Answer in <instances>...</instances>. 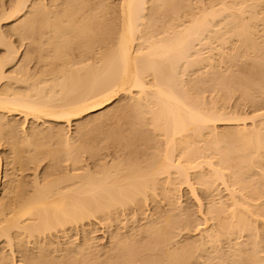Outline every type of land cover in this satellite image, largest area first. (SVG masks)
<instances>
[{
	"label": "bare ground",
	"instance_id": "bare-ground-1",
	"mask_svg": "<svg viewBox=\"0 0 264 264\" xmlns=\"http://www.w3.org/2000/svg\"><path fill=\"white\" fill-rule=\"evenodd\" d=\"M0 8L5 158L49 159L31 188L6 175L2 196L0 151V241L26 252L23 264H264V0ZM193 181L228 198L208 208L211 226L181 238L196 219L176 200ZM160 196L170 209L125 224L103 250L90 233L68 248L45 238L36 254L23 242L96 216L139 223ZM13 260L0 250V264Z\"/></svg>",
	"mask_w": 264,
	"mask_h": 264
},
{
	"label": "rangeland",
	"instance_id": "rangeland-1",
	"mask_svg": "<svg viewBox=\"0 0 264 264\" xmlns=\"http://www.w3.org/2000/svg\"><path fill=\"white\" fill-rule=\"evenodd\" d=\"M119 2V0H111ZM11 4V0H0V5H9ZM1 10V8H0ZM9 25L4 24L3 28L7 30ZM10 40L14 43L16 48L18 49L19 53L21 54L24 52L26 48V43L21 42L18 37L11 36ZM5 52L2 50L1 53ZM207 96H211V92L206 93ZM126 99L121 98L117 101L116 104H124ZM234 100L230 102V105L234 104ZM75 124V123H74ZM75 126V125H73ZM222 125H219L221 127ZM163 137H158L157 141L162 142ZM13 141L6 136H0V151L4 157V169H3V179H2V196H7L8 194L5 192V187L7 185V177L6 175L9 174V178L13 179L15 183L21 182L23 186H27L28 188L33 187L35 174L38 172L42 177L46 171V165L49 162V159L38 158L36 161H25L23 167L15 161L13 164H9V161L6 160L5 155L12 150L13 152ZM108 150L106 149L103 153H106ZM29 156V153L25 154ZM14 156V154H13ZM104 158L98 157L96 159H91V162H100ZM26 160V158H23ZM220 191L213 192L212 196L207 193L204 186L198 184L197 182L193 181V187L182 185L181 190L177 196V202L182 204L183 207L189 208L192 215L195 216V225L196 227L192 232H188L183 230L181 232V238L186 237L188 235L199 236L201 231L204 230L206 227L211 226L214 221L211 216L208 214L207 210L212 204L218 203L220 200H226L227 192L224 191L223 185L220 187ZM162 207L161 209L168 210L171 208L169 205L168 200L164 196L158 197L156 201H151L148 206H146L144 215L140 216V222L132 223L130 221L133 220L134 214L127 213L120 217L119 221H116L113 226L109 223L108 220H105L101 216H96L91 218L90 220H86L83 222L78 223L77 225H68L65 231L56 232L53 231L45 236L38 237L37 239H32L31 242L23 241L26 243V247L30 248V253H39V244L41 241L43 242L45 238H49L50 241H54L56 243H62L66 248H68L67 242L73 241L75 244H79L85 240V236L87 233H90L92 238L94 239V243L99 250H103L109 246L112 241V236L115 231L117 232H125L126 229L124 228L125 224H130L131 226H137L140 223L145 221V218L149 215H153L157 207ZM179 213L177 211L176 215ZM135 229H130V232H133ZM25 240V239H24ZM0 250L2 253L9 254L13 260L12 264H23V255L26 253L24 251H20L21 248L19 246H15L12 248L7 244L6 239H2L0 241ZM102 259L103 252L101 253ZM56 255V254H54ZM105 260L101 261L103 264ZM26 264V262H25ZM27 264H31L28 263Z\"/></svg>",
	"mask_w": 264,
	"mask_h": 264
}]
</instances>
